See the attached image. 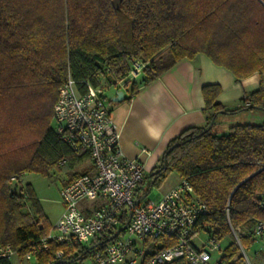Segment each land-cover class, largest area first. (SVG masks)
Returning a JSON list of instances; mask_svg holds the SVG:
<instances>
[{
    "label": "trees",
    "instance_id": "1",
    "mask_svg": "<svg viewBox=\"0 0 264 264\" xmlns=\"http://www.w3.org/2000/svg\"><path fill=\"white\" fill-rule=\"evenodd\" d=\"M199 53L238 80L257 74L258 86L231 108L215 102L217 84L205 85L203 97L212 109L207 123L170 140L142 190L146 194L176 171L207 206L198 227L218 242L228 239L218 264H242L241 248L258 239L253 228L264 219V119L233 123L221 133L212 129L219 113L264 114V0H0V245H12L22 259L50 229L20 173L49 175L71 155L53 114L68 72L78 85L88 80L106 87L124 80L138 58L146 63L139 82L145 85ZM137 89L134 78L129 97ZM89 250L49 242L34 264H77Z\"/></svg>",
    "mask_w": 264,
    "mask_h": 264
},
{
    "label": "built area",
    "instance_id": "2",
    "mask_svg": "<svg viewBox=\"0 0 264 264\" xmlns=\"http://www.w3.org/2000/svg\"><path fill=\"white\" fill-rule=\"evenodd\" d=\"M145 66L134 58L127 77L116 84L124 87ZM81 82L78 85L67 73L53 114L56 132L71 154L89 157L91 165L60 188L63 210L54 225L55 233H47L30 246L23 258L30 260L47 249L49 242H56L90 249L77 264H164L175 259L218 264L220 258L211 261V252L219 249L218 241L209 236L205 243L196 244L197 234L203 231L197 221L207 206L196 197L191 184L180 177L159 199L145 200L148 192L143 194L142 187L148 181L147 173L140 159L123 155L120 129L111 117L104 87ZM128 218L125 228L112 237ZM253 230L258 239H264V219ZM14 256L18 252L12 245H0V259ZM85 258L88 263L83 262Z\"/></svg>",
    "mask_w": 264,
    "mask_h": 264
},
{
    "label": "crops",
    "instance_id": "3",
    "mask_svg": "<svg viewBox=\"0 0 264 264\" xmlns=\"http://www.w3.org/2000/svg\"><path fill=\"white\" fill-rule=\"evenodd\" d=\"M143 76L140 74L136 77L138 89L135 94L129 97V83L124 87L114 84L111 102L107 101L111 117L120 129L123 155L140 159L147 174L157 164L171 139L189 126H203L207 123L212 109L206 107L203 97L202 89L205 85L217 84L220 92L215 102L232 108L259 83L257 74L236 79L231 71L216 65L204 53H199L192 59L180 60L145 85L139 83ZM123 89V98L113 101L112 97L116 96V92ZM222 114L223 121L226 116L230 117L227 120L229 124L236 123V117L241 114L245 118L264 115L258 111ZM261 118L264 119V116ZM227 129L228 127L223 126L217 132H225ZM81 158L82 156H76L72 162H78Z\"/></svg>",
    "mask_w": 264,
    "mask_h": 264
},
{
    "label": "rangeland",
    "instance_id": "4",
    "mask_svg": "<svg viewBox=\"0 0 264 264\" xmlns=\"http://www.w3.org/2000/svg\"><path fill=\"white\" fill-rule=\"evenodd\" d=\"M117 1H114L116 4ZM113 84L107 85L104 87L106 99L111 102V93L113 92ZM257 114V113H252ZM262 114V113H260ZM252 118H245L243 114L236 117V123H260L262 120L261 116L264 115H251ZM235 118V117H234ZM230 120L229 116L225 117V121H223V114H217L215 118V124L213 126V131L217 132L219 129H223L224 127H228L230 124L227 122ZM231 123V122H230ZM77 155H69L66 157V161L64 163H60L55 168L50 170L49 175L42 174L35 171H27L24 173H20L21 178L20 181L25 185L26 183H30L35 196L39 201V205L42 209L46 217L47 223L50 225V229L48 231L49 234H54V225L60 216L63 210V203L60 196V188L65 183V181L75 172L84 171L87 167L91 165L90 159L87 156H82L81 160L78 162H72V160ZM180 179V175L176 171L170 172L166 178L159 185H152L145 197L146 199H154L157 200L161 197V195L170 187H172L178 180ZM19 186L16 185V189ZM208 240V235L204 231H200L196 236V244L201 245ZM228 244V239H224L219 242V249H215L211 252V261H217L223 252V248ZM262 249L259 250V248ZM259 250V251H256ZM244 256V262L242 264H264V239H256L254 244L242 252ZM14 264H34L35 259L31 258L30 260H26L25 258H20L18 256H14L12 259ZM89 259H83L84 263H88ZM122 264V263H118Z\"/></svg>",
    "mask_w": 264,
    "mask_h": 264
},
{
    "label": "water",
    "instance_id": "5",
    "mask_svg": "<svg viewBox=\"0 0 264 264\" xmlns=\"http://www.w3.org/2000/svg\"><path fill=\"white\" fill-rule=\"evenodd\" d=\"M124 93H125L124 89H123V90H118V91L116 92V96H115V97H112V100H113V101H120V100L123 98ZM213 120H214V117L211 118V120L209 121V123H208L206 129H210V128H211L212 123H213ZM178 145H179L178 142L172 144L171 146H169V147L167 148V150H166L165 153H166V154L169 153L174 147H176V146H178ZM166 154H165V155H166ZM165 163H166V159H165V156H164L163 163H162V166H161L162 168L165 167ZM142 197H143V196H142ZM138 202H139V199H136V200H135V204H138ZM129 219H130V218H128V220L126 221V223H125L122 227H120L119 229H117V231L113 234L112 237L116 236L121 230H123V229L125 228V226H126L127 222L129 221ZM62 262H63V260H59V261H57V262H55V263H53V264H56V263H62Z\"/></svg>",
    "mask_w": 264,
    "mask_h": 264
}]
</instances>
